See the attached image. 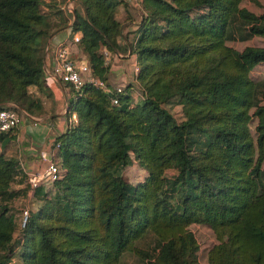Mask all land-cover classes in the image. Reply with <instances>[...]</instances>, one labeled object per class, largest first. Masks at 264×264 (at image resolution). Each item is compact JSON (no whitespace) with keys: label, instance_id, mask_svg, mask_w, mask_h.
Here are the masks:
<instances>
[{"label":"trees","instance_id":"16d2710c","mask_svg":"<svg viewBox=\"0 0 264 264\" xmlns=\"http://www.w3.org/2000/svg\"><path fill=\"white\" fill-rule=\"evenodd\" d=\"M74 1L83 11H73L80 36L66 39L70 54L83 53L106 79L103 48L134 53L141 98L130 103L128 84L114 104L98 87L64 82L75 120L55 138L60 175L50 191L33 189L39 205L17 237L5 201L20 169L0 150V264H16L18 243V264H122L125 253L149 264H199L195 223L215 239L203 264H264V80L251 75L264 45L228 43L264 37V4L255 12L242 0H140L135 37L120 47L119 0ZM39 2L0 0V108L18 114L41 113L28 92L43 75ZM130 159L145 170L134 184L121 176ZM145 235L149 248L137 243Z\"/></svg>","mask_w":264,"mask_h":264},{"label":"crops","instance_id":"0c3cea01","mask_svg":"<svg viewBox=\"0 0 264 264\" xmlns=\"http://www.w3.org/2000/svg\"><path fill=\"white\" fill-rule=\"evenodd\" d=\"M72 1L71 7H62ZM64 2V3H63ZM140 0H119L114 6L112 16L121 22V34L117 38L120 47L134 39V30L138 25ZM74 9L82 12V8L74 0H40L38 11L41 15V31L35 35V54L41 58L43 75L39 84H30V96L39 100L41 113L28 114L23 109L19 112L17 126L0 139V150L7 156L17 160L20 171L13 177L9 185L10 195L5 201L16 221L22 207L32 209L31 200L36 199L25 183V171L41 170L45 161L39 158L38 152L44 149L48 154L56 155L53 144L72 121L67 113V99L72 94L69 85L57 77L49 75L45 70L52 64V55L56 45L72 34L71 22ZM138 15V18L135 16ZM68 48H72L71 45ZM108 70L106 80L109 83L130 85V103L134 104L141 98L139 87L135 81L133 63L135 54L129 50L106 49ZM71 54L77 59H85L83 53ZM264 61L256 64L253 70H262ZM256 80H264V75ZM134 161V160H133ZM135 162V161H134ZM145 174V173H144Z\"/></svg>","mask_w":264,"mask_h":264},{"label":"built area","instance_id":"2783aa9c","mask_svg":"<svg viewBox=\"0 0 264 264\" xmlns=\"http://www.w3.org/2000/svg\"><path fill=\"white\" fill-rule=\"evenodd\" d=\"M64 3V2H63ZM72 1L63 4L62 7H71ZM72 8V7H71ZM79 32L72 31L71 39L76 42L79 39ZM68 39V38H67ZM104 63L108 62L107 50H101ZM136 62L133 63L134 74L137 71ZM49 75L57 77L62 82H67L72 85L76 90L79 89L84 83L91 84L95 87L102 89L110 95V101L114 104L118 103V96L125 92L124 84H112L106 79H102L91 72L87 60L77 59L70 54L66 39L56 45L53 55L52 64L49 69L45 70ZM130 89L128 94L130 95ZM141 97V96H140ZM72 121L75 120V114H70ZM19 122V114L16 110L10 107L0 108V132L13 130ZM54 148L57 149L58 142L54 141ZM39 158L45 161V166L41 170L25 171V183L28 188L33 191L40 184H48L60 175V169L57 165L56 159L53 154H48L44 149L38 152ZM28 208L22 207L19 211L17 220V227L21 229L24 226Z\"/></svg>","mask_w":264,"mask_h":264},{"label":"rangeland","instance_id":"374dc122","mask_svg":"<svg viewBox=\"0 0 264 264\" xmlns=\"http://www.w3.org/2000/svg\"><path fill=\"white\" fill-rule=\"evenodd\" d=\"M263 4H264V0H242L241 1V5L255 12L261 11ZM138 12L139 14H141V8L138 9ZM135 17L138 18V15ZM228 43L235 46L238 49L246 44L264 45V37L255 35L251 37L250 39L243 40V41L229 40ZM260 72L262 73L261 75H264V68H262V70H258V69L253 70L251 72V75L254 79H256L257 77L260 76ZM170 107H171V111L175 119L179 120L181 117L180 106L175 104V105H171ZM253 123L254 122L252 119L249 125L250 129H253ZM263 164H264V161H263ZM144 173H145L144 168H142L137 162H134L132 159H130V161L121 169L122 178L124 179L126 183H129V184H134L135 182L139 181L143 177ZM171 173H172V170L170 169L166 171V175H170ZM47 188L49 189L48 191H50L52 188V185L50 186V184H48ZM30 204H31L30 206L32 207V209H36L39 205V201L34 199V200H31ZM16 219L18 220V218ZM189 229L191 230V232L193 233L197 241V251H196L197 262L199 264H203L205 263V255H206L207 248L212 244V242L215 239L212 235L210 228H208L207 226L203 224H199V223L191 224ZM18 230L19 228L16 225L14 232H13L14 237H17V234L19 232ZM148 242H149L148 235H145L143 239L137 240V243L143 248L147 245ZM149 245L151 246V242L149 243ZM149 245L145 248H149ZM20 252H21V249L18 243L16 246H14L13 251H12V255H11L12 262H16V264L20 263L21 261ZM135 259H136L135 257L132 258L130 254L125 253V257L122 260V264H149L145 260L138 261Z\"/></svg>","mask_w":264,"mask_h":264}]
</instances>
